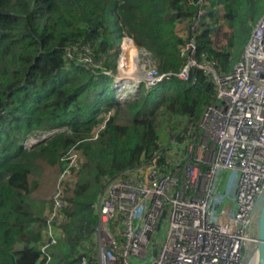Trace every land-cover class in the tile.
Wrapping results in <instances>:
<instances>
[{
    "label": "trees",
    "instance_id": "1",
    "mask_svg": "<svg viewBox=\"0 0 264 264\" xmlns=\"http://www.w3.org/2000/svg\"><path fill=\"white\" fill-rule=\"evenodd\" d=\"M263 14L264 0H0V264H95L96 206L107 182L154 153L161 171L173 172L171 145L185 155L199 134L215 100L210 76L193 70L189 82L173 78L149 91L141 84L120 100L107 73L117 37L149 52L160 73L182 68L180 48L194 38V58L224 75ZM63 127L31 148L21 144L35 131ZM71 147L79 153L77 177L60 234L41 258L46 205L32 198L37 183L29 176L44 164L61 172Z\"/></svg>",
    "mask_w": 264,
    "mask_h": 264
},
{
    "label": "built area",
    "instance_id": "2",
    "mask_svg": "<svg viewBox=\"0 0 264 264\" xmlns=\"http://www.w3.org/2000/svg\"><path fill=\"white\" fill-rule=\"evenodd\" d=\"M203 15L200 8L191 26L194 37ZM132 43L131 39L121 45L122 53ZM196 48L194 38L187 40L180 48L185 63L178 72L160 73L153 65L140 82L149 91L173 78L189 82L192 71L200 69L214 83L215 100L202 113L199 134L187 144L186 154L169 150L176 151L173 172H162L154 153L132 172L107 182L96 206L95 264L241 263L245 222L264 181V14L231 73L218 75L211 64L197 61ZM65 129L36 131L22 146L31 148ZM61 161L50 205L44 210L41 258L48 257L65 221L66 191L79 169L77 149L71 147ZM162 231L167 234L159 241L156 236L162 237Z\"/></svg>",
    "mask_w": 264,
    "mask_h": 264
},
{
    "label": "rangeland",
    "instance_id": "3",
    "mask_svg": "<svg viewBox=\"0 0 264 264\" xmlns=\"http://www.w3.org/2000/svg\"><path fill=\"white\" fill-rule=\"evenodd\" d=\"M182 33V32H181ZM131 40L128 36H121L115 39V69L114 71H108V75L113 80V87L116 90V97L120 100H124L130 98L132 94L131 90L136 92L138 86L142 82V77L144 76V72L151 68L153 65V59L149 58L147 55H144L140 49L136 48L134 44H130L127 48H125L122 53L120 46L125 44V42H129ZM86 52H88L87 48H85ZM80 56V55H79ZM85 58L84 54L79 57V59ZM157 67V66H156ZM117 81V82H116ZM138 81L140 84L138 86H133V82ZM121 86V87H119ZM126 86V87H122ZM127 92V93H126ZM129 92V93H128ZM126 93V94H125ZM201 133V130H200ZM29 138V135L26 139ZM24 140V142L26 141ZM23 142V143H24ZM186 143V142H185ZM168 144V143H167ZM172 148L178 151V149H182L183 146L177 143H173L171 145ZM176 151L169 152L171 157H174ZM60 174V168L58 165L51 166L44 164L42 166V170L39 173H34L29 176V181L32 184L33 182L37 183V187L32 192V198L36 201L43 202L46 207H49L50 201L53 195V192L56 187L57 179ZM167 218L164 220V224H166ZM167 231H162V237L157 234L156 238L159 241H163Z\"/></svg>",
    "mask_w": 264,
    "mask_h": 264
},
{
    "label": "water",
    "instance_id": "4",
    "mask_svg": "<svg viewBox=\"0 0 264 264\" xmlns=\"http://www.w3.org/2000/svg\"><path fill=\"white\" fill-rule=\"evenodd\" d=\"M240 264H264V181L249 210Z\"/></svg>",
    "mask_w": 264,
    "mask_h": 264
},
{
    "label": "clouds",
    "instance_id": "5",
    "mask_svg": "<svg viewBox=\"0 0 264 264\" xmlns=\"http://www.w3.org/2000/svg\"><path fill=\"white\" fill-rule=\"evenodd\" d=\"M163 84V83H162ZM117 98V97H116ZM106 114V113H105ZM104 114V115H105ZM64 128V127H63ZM51 129H56V128H51ZM51 129H47V130H51ZM42 131H46V130H42ZM36 132V131H35ZM22 144V143H21Z\"/></svg>",
    "mask_w": 264,
    "mask_h": 264
},
{
    "label": "bare ground",
    "instance_id": "6",
    "mask_svg": "<svg viewBox=\"0 0 264 264\" xmlns=\"http://www.w3.org/2000/svg\"><path fill=\"white\" fill-rule=\"evenodd\" d=\"M134 83H137V81H134ZM132 92H134V90H131V91H130V93H132ZM126 93H127V92H126ZM126 93H125V94H126ZM128 93H129V92H128Z\"/></svg>",
    "mask_w": 264,
    "mask_h": 264
}]
</instances>
